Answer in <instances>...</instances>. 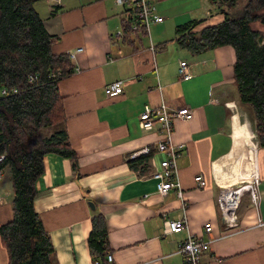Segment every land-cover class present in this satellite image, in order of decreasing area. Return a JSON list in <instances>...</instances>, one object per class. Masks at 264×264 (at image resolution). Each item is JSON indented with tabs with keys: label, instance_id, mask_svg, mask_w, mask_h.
<instances>
[{
	"label": "crops",
	"instance_id": "0c3cea01",
	"mask_svg": "<svg viewBox=\"0 0 264 264\" xmlns=\"http://www.w3.org/2000/svg\"><path fill=\"white\" fill-rule=\"evenodd\" d=\"M150 1L164 17L153 24L162 32L170 33L191 19L198 21L195 30L224 19L223 11H216V4L209 0ZM39 5L47 29L59 36L54 51L83 47L73 60L80 69L59 82L69 139L78 154V173L70 158L48 152L45 170L36 180L35 208L59 264H95L88 246L95 209L106 218L113 256L109 264H185L177 247L188 230L165 233L163 224L165 217L180 216L193 233L210 241L202 254L204 264H264V225L250 220L255 208L249 195L241 201L237 227L225 226L217 201L221 186L244 174L239 162H225L248 146L236 131V124L245 122L235 118L242 104L234 79L235 48L225 44L191 53L177 44L175 30L153 41L156 51L150 43L136 49V41L131 45L121 39L116 45L115 36H121L116 28L119 24L122 28L130 5H118L116 0H45ZM51 11L56 13L50 15ZM182 59L190 65L188 79L179 75ZM117 79H123V91L108 94L105 85ZM162 100L172 108L188 105L193 109L191 118L174 123V141L185 144L177 161L183 196L176 186L165 195L159 193L151 172L166 154L154 149L157 130H145L139 123L144 104L157 105ZM145 145L153 147L150 170L140 173L128 160ZM262 159L264 147L259 146L255 165L264 218ZM251 165H247L249 171ZM199 174L205 180L202 186L196 180ZM11 217V198L2 200L0 222ZM206 221L213 223L210 232L204 231ZM8 259L0 237V264Z\"/></svg>",
	"mask_w": 264,
	"mask_h": 264
},
{
	"label": "trees",
	"instance_id": "16d2710c",
	"mask_svg": "<svg viewBox=\"0 0 264 264\" xmlns=\"http://www.w3.org/2000/svg\"><path fill=\"white\" fill-rule=\"evenodd\" d=\"M210 1L223 11L224 19L200 30L194 29L197 19L178 24L174 39L191 53L225 44L235 48V84L254 121L255 138L264 147V0ZM39 4V0H0V154H5L0 170L8 169L12 186V217L0 222L7 264H59L50 234L35 208L36 180L45 170L48 152L70 158L75 172L79 170L78 154L66 126L65 96L59 88L60 80L74 73L75 64L69 50H53L59 36L47 29ZM237 5L241 6L233 10ZM127 11L122 17V40L142 44L147 31L142 24L136 30L132 27L137 21L135 6ZM151 156L140 154L128 161L132 168L146 173ZM91 222L88 246L93 262L109 264L104 213L95 209Z\"/></svg>",
	"mask_w": 264,
	"mask_h": 264
},
{
	"label": "built area",
	"instance_id": "2783aa9c",
	"mask_svg": "<svg viewBox=\"0 0 264 264\" xmlns=\"http://www.w3.org/2000/svg\"><path fill=\"white\" fill-rule=\"evenodd\" d=\"M118 5L128 4L135 6V17L137 21L132 23L134 30L138 29L142 24L147 33L150 22L163 21L164 17L155 12V5L150 0H116ZM123 31L118 30L117 35H122ZM153 51H156V45L153 41L150 43ZM83 51L82 46L69 51L70 58L75 59L77 53ZM80 68L75 64L74 72ZM179 75L184 79L192 77L190 65L187 60H180ZM123 79H117L105 85V90L108 94H119L123 91ZM193 116V109L188 105H182L178 108H172L165 101L157 105L151 103L144 104L143 110L139 114L140 126L145 130L156 129L159 133V140L155 143L154 149L162 151L166 156L161 160L160 167L153 170L151 175L157 179V189L161 195L168 193L171 187H177L179 196H183V190L179 178V169L177 166L178 156L181 153L184 143L175 142L173 135L175 133L174 123L178 118L189 119ZM255 136V134H254ZM256 150L259 147L258 141L254 142ZM153 153L151 145L134 151L131 158L137 157L140 154ZM5 154H0V160L4 158ZM253 175L251 178L242 177L237 181L223 184L220 188L217 201L221 211L222 220L227 228L237 227L240 224L239 207L241 201L246 193L255 208L254 213L251 215V221L258 226L264 225V218L261 215V201L262 191L260 188V173L258 166H252ZM4 170H0V181L4 177ZM199 185H204L205 180L199 174L196 176ZM3 200L2 191L0 189V201ZM186 205V202H184ZM164 232L173 233L183 230H188V234L178 242L177 252L180 253L185 261V264H204L202 254L209 248L210 241L203 239L201 235L193 233L187 219L184 216L180 217H165L163 220ZM213 229V223L206 221L204 223V231L210 232ZM112 254H108V259H112Z\"/></svg>",
	"mask_w": 264,
	"mask_h": 264
},
{
	"label": "rangeland",
	"instance_id": "374dc122",
	"mask_svg": "<svg viewBox=\"0 0 264 264\" xmlns=\"http://www.w3.org/2000/svg\"><path fill=\"white\" fill-rule=\"evenodd\" d=\"M44 1L45 0H39V2H40V4L41 5H43V3H44ZM209 2H211L210 0H209ZM213 4H215V3H213ZM131 6V5H130ZM215 10L216 11H218L219 13H222L221 12V10H220V8H219V6L216 4L215 5ZM230 12H234L233 10H229ZM156 12V11H155ZM223 15V14H222ZM214 23L215 22H217V19L215 20V21H213ZM154 22L152 21V22H150V25H149V27H148V33H146V34H144V38H143V43L141 44L140 42H139V40H137L136 41V49H138L139 47H141L142 45H148V43H151L152 41H155V40H157V39H159V38H161L160 36H162V35H167L169 32H167V30L166 31H164V32H162V31H160V29H158V28H156L154 25ZM122 30L121 29V25L119 24L118 25V27L116 28V32L118 31V30ZM175 29L174 28H171V31H170V33L169 34H171L172 33V31H174ZM134 32H132V34H133ZM116 38H118V39H116L115 38V40H114V43H116V45H118V43H119V41L122 39V36H115ZM157 43H158V41H156ZM155 44V43H154ZM128 46V45H127ZM75 49V48H74ZM130 49V52H132V50H131V48H129ZM131 54V53H130ZM128 56H130V55H128ZM235 113H236V115H235V118L236 119H238V120H242V121H247L248 122V125H249V128H250V130H251V135H252V140H253V143H250V144H248V146L246 147V148H244L245 150L243 151V152H247V150L248 149H253V144H254V142L255 141H257L256 140V138H255V136H254V134H255V132H254V121L252 120V118H251V116H250V113H249V109H248V106L247 105H244V104H240L239 106H238V109H236L235 110ZM49 132H50V130H49ZM254 132V133H253ZM251 137V136H250ZM242 152V153H243ZM241 153V154H242ZM231 156V155H230ZM232 157H234L233 156V154H232V156L229 158L230 160L232 159ZM228 159V160H229ZM235 162H239V164H241V163H243V159H236L235 160ZM261 163H262V167H263V170H264V159H262V161H261ZM244 173V172H243ZM248 173H244L243 174V177L244 176H246ZM246 177H250V176H246ZM238 178H240V177H238ZM242 178V177H241ZM0 189H1V191H2V195H3V201H5V200H10V198H11V193H12V186H11V183H10V181H9V179H8V169H6V172H5V174H4V177H3V179L0 181ZM247 195H246V197H248V193H246ZM248 199V198H247ZM248 200H250V196H249V199ZM248 200L247 201H245L243 204H242V208H243V206H245L247 203H248ZM2 201V200H1ZM0 201V202H1ZM251 201V200H250ZM251 205H252V202H251Z\"/></svg>",
	"mask_w": 264,
	"mask_h": 264
},
{
	"label": "bare ground",
	"instance_id": "6f19581e",
	"mask_svg": "<svg viewBox=\"0 0 264 264\" xmlns=\"http://www.w3.org/2000/svg\"><path fill=\"white\" fill-rule=\"evenodd\" d=\"M236 131H237V135L240 136L243 139V141H244V143L246 145H248L250 143H253V140L251 139L252 138L251 130L249 128V125H248L247 121H245L244 124L237 123L236 124ZM256 152H257V150L255 148V145L253 144V149L252 150L251 149H248L247 152H243L242 154L233 157L231 160L230 159L227 160L225 162V165L231 164V162L235 161L236 159H238V160L239 159H244L243 160V163H241L240 165H241V167H243V172L245 174L248 173L247 175L250 176L248 178H251L252 175H253V170H252L253 167L252 168L250 167V171H249V168H247V165L251 163V164H253V166H256L255 165V155H256ZM245 161L247 162V164L244 163Z\"/></svg>",
	"mask_w": 264,
	"mask_h": 264
},
{
	"label": "water",
	"instance_id": "95a60500",
	"mask_svg": "<svg viewBox=\"0 0 264 264\" xmlns=\"http://www.w3.org/2000/svg\"><path fill=\"white\" fill-rule=\"evenodd\" d=\"M90 205L92 208H95V203L93 201H90Z\"/></svg>",
	"mask_w": 264,
	"mask_h": 264
}]
</instances>
